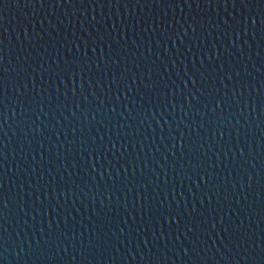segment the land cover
I'll return each mask as SVG.
<instances>
[{
  "label": "water",
  "instance_id": "95a60500",
  "mask_svg": "<svg viewBox=\"0 0 264 264\" xmlns=\"http://www.w3.org/2000/svg\"><path fill=\"white\" fill-rule=\"evenodd\" d=\"M0 264H264V0H0Z\"/></svg>",
  "mask_w": 264,
  "mask_h": 264
}]
</instances>
